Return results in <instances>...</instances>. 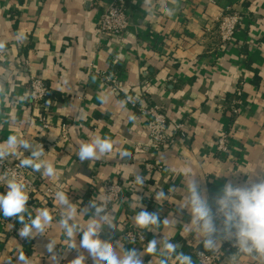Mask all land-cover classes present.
Segmentation results:
<instances>
[{"label":"crops","instance_id":"1","mask_svg":"<svg viewBox=\"0 0 264 264\" xmlns=\"http://www.w3.org/2000/svg\"><path fill=\"white\" fill-rule=\"evenodd\" d=\"M110 1L0 0V40L6 41V50L0 52V83L12 84L15 97L0 108L18 121L17 126L0 129V141L17 134L37 143H57L58 149L47 155L57 169L56 176L39 175L55 192L65 191L81 209L101 196L99 187L92 186L94 178L122 185L128 193L109 206L117 231L105 229L102 239L115 242L126 237L141 203L148 212H158L161 220L173 216L178 220L171 228L162 226L163 233L142 230L147 243L162 239L164 234L179 245L177 251L194 259V251L203 245L199 236L185 232L190 216L178 209L184 171L190 168L197 175L210 198L229 181L243 185L249 175L264 174V0H175V4L173 0H154L151 11L142 7L144 0H129L128 30L121 37L99 43L98 22ZM164 5L175 7V15H165ZM227 8L242 15L244 23L233 43L222 45L217 41L218 18ZM17 33L26 39L17 42ZM112 70L119 73L125 90L145 92L147 99L164 109L170 134L176 124L183 123L187 138L179 139L174 148L154 149L146 119L127 105L121 108L123 95L104 83L101 75ZM30 75L41 78L50 88L46 106L47 120L52 124L49 130L38 121L41 111L30 104ZM145 78L151 85L142 90ZM241 86L242 102L233 115L229 105ZM98 94H108L109 102L101 104ZM25 95L27 99H20ZM131 114L137 117L135 121L128 119ZM222 134L230 138L228 153L217 150ZM97 135L116 141L113 152L81 163L77 157L80 143ZM21 150L30 155V151ZM121 150L130 152L131 158L121 159ZM147 162L163 164L165 169L148 173L144 167ZM137 172L146 178L140 190L134 183ZM170 188L177 191L167 201L157 203L155 191L169 194ZM6 191L0 183V192ZM28 207L33 216L37 209L47 207L54 217L53 225L44 237L22 239L20 227L2 223L0 214V264L8 260L16 264L21 251L25 255L29 252L33 264H50L45 247L48 238L59 242L55 251L64 257L61 264H69L78 253L64 249L62 229L55 223L59 219L56 211H60L55 198L42 202L29 195ZM124 243L126 249L138 252L147 245ZM234 250L230 244L223 245L225 255ZM143 259L144 264L151 260L155 264L157 258L146 254ZM86 264H93L90 257ZM243 264L252 262L245 259Z\"/></svg>","mask_w":264,"mask_h":264},{"label":"clouds","instance_id":"2","mask_svg":"<svg viewBox=\"0 0 264 264\" xmlns=\"http://www.w3.org/2000/svg\"><path fill=\"white\" fill-rule=\"evenodd\" d=\"M173 3L175 4V0ZM153 4L154 0H144L142 7L151 11ZM163 11L165 15L171 17L175 15L176 8L164 5ZM25 39L23 33L16 34L17 42ZM5 50L6 41L0 40V52ZM14 98V86L0 83V104L12 101ZM27 98L25 95L20 99ZM97 99L101 104H107L110 97L108 94H98ZM138 101V96L128 95L124 100L119 101V106L124 108L127 103L135 104ZM128 119L135 121L137 117L131 114ZM161 119L157 118L158 121ZM17 125L18 121L8 117L0 108V129ZM115 144L116 141L110 137L97 135L80 143L77 157L81 163L99 160L112 153ZM21 149L30 151V155L26 156ZM21 153L24 155L19 160V168H28L49 178L56 176L57 169L54 163L47 158L43 145L37 143L35 139L28 140L17 134H10L0 141V164L10 157L20 156ZM119 156L121 159L131 158V153L121 150ZM182 175L183 199L178 204V209L181 212L186 210L190 216L185 232L200 237L203 250L197 249L196 255L201 264L207 254H223L224 264H243L245 259L250 260L252 264H264V174L249 175L243 185H234L229 181L211 198L190 168ZM145 181V176L138 172L134 174L137 190L143 187ZM0 183L7 189L6 193L0 192V214L4 218H15L19 221L22 225L18 231L19 237L35 239L46 236L45 232L53 225L54 217L47 207L37 209L33 216L28 207V184L24 178L15 170H7L0 174ZM176 191L177 189L170 188L169 194H165L163 190H157L155 200L160 204L161 201H167L169 195ZM54 198L60 206L59 219L55 223L62 229V237L66 245H63L64 249L76 250L78 253L69 264H86L89 257L93 264H144L143 258L146 254L157 258L155 264H197L192 255L177 251L179 245L171 242L172 238H166L164 234L160 240H150L143 251L139 252L135 248H125L126 240L127 243L135 244V238L131 235L115 242L111 239H102L101 233L105 229L117 231L114 212L109 207L113 199L110 194L92 199L82 209L80 205L73 203L63 190H57ZM131 207L135 210V206ZM90 211H92L91 217L85 219V215ZM81 217L84 218L83 223ZM177 221L175 216L161 220L158 212H148L141 203L140 211L136 212L133 218L135 228L153 233L162 232V226L171 228ZM141 238L143 239V233ZM48 241L45 247L50 254V264H61L64 257L55 251L59 242L55 238H48ZM226 243L235 249L227 255L223 251V245ZM16 258V264H33L32 259L22 251ZM5 264H11V260L6 261ZM149 264H153V260Z\"/></svg>","mask_w":264,"mask_h":264},{"label":"built area","instance_id":"3","mask_svg":"<svg viewBox=\"0 0 264 264\" xmlns=\"http://www.w3.org/2000/svg\"><path fill=\"white\" fill-rule=\"evenodd\" d=\"M129 0H111L110 3L102 11L101 17L98 22V27L96 31V36L99 43H103L107 40L113 38L121 37L131 25V15L129 9ZM244 19L243 16L239 13H234L230 8H227L218 18V31H217V41L222 45H227L233 43L235 40L236 33L239 28L243 27ZM27 67V65H26ZM104 83L108 84L114 88L118 94L123 95V100L128 95L134 97H139V101L135 104L127 103L126 105L138 113L140 116L146 119L147 128L149 132V138L151 145L157 151L162 150L163 148H174L178 145L179 139H186L187 133L185 132V125L183 123H178L175 125V132L170 134L168 132V117L164 109L158 104H154L149 99H147L145 92L131 90L127 91L124 89L123 85L120 83L119 73L115 70L110 71L107 74L101 75ZM151 85V81L145 78L141 84V89L146 90ZM50 88L49 86L41 79L36 76L30 75L28 82V96L30 104L33 108L40 110L42 114L39 115L38 121L45 130H49L52 126L51 123L47 120L46 106L50 99ZM238 100L236 105L239 106L242 102L243 89L242 86L237 90L236 93ZM238 109H231V114H237ZM162 118L157 120V118ZM67 125H62V131L65 133ZM229 135L222 134L217 141V150L221 153H228L230 150L229 144ZM43 145L46 155L50 152L58 149L57 143L45 144ZM28 156V155H27ZM23 157H18L14 160H6L0 164V173L2 174L7 170H15L19 173L21 177L24 178L28 184V193L33 198H37L42 202H51L54 197V189L51 186H48L42 182V179L39 175V172H33L28 168H19V160ZM145 171L148 173L161 172L165 169L163 164L147 162L145 165ZM2 184V183H1ZM3 185V184H2ZM93 187H99L100 195L105 194L112 195V202L109 204L112 205L116 202H119L122 197H124L128 192L126 189L118 183H101L98 179L94 178L92 181ZM130 192V191H129ZM126 193V194H125ZM60 211H56V214L59 215ZM12 223L19 226L22 225L15 218H4L2 223ZM143 233V239L141 235ZM131 235L135 238V244H146L147 239L145 233L141 229L134 227V224H131L125 232V236ZM203 250V248H198ZM227 252L229 249H225ZM197 249L194 251V260L197 264H201V261L196 255ZM29 252L27 253V256ZM223 254H207L203 260V264H221Z\"/></svg>","mask_w":264,"mask_h":264},{"label":"trees","instance_id":"4","mask_svg":"<svg viewBox=\"0 0 264 264\" xmlns=\"http://www.w3.org/2000/svg\"><path fill=\"white\" fill-rule=\"evenodd\" d=\"M51 93V92H50ZM234 101L229 105L230 109L237 108L236 102L238 100V97L236 95V98L234 97Z\"/></svg>","mask_w":264,"mask_h":264}]
</instances>
